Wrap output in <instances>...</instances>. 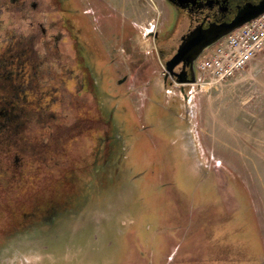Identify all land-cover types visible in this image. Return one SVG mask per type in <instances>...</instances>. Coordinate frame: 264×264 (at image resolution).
<instances>
[{"label":"rangeland","instance_id":"rangeland-1","mask_svg":"<svg viewBox=\"0 0 264 264\" xmlns=\"http://www.w3.org/2000/svg\"><path fill=\"white\" fill-rule=\"evenodd\" d=\"M98 5L112 13L110 30ZM77 6L113 118L115 174L102 170L103 187L77 215L48 227V238L12 241L14 264H264V50L226 82L187 86L185 99L180 85L165 84L164 63L146 39L166 15L161 0ZM68 106V120L87 132L96 118L91 90ZM101 131L103 138L109 128ZM91 181L86 174L75 184Z\"/></svg>","mask_w":264,"mask_h":264},{"label":"flooded vegetation","instance_id":"flooded-vegetation-1","mask_svg":"<svg viewBox=\"0 0 264 264\" xmlns=\"http://www.w3.org/2000/svg\"><path fill=\"white\" fill-rule=\"evenodd\" d=\"M161 1L166 15L146 39L164 65L182 37L196 27H231L264 9V0ZM95 10L110 30L112 13L103 5ZM81 18L77 0H0V264H10V257L12 264L17 262L14 242L22 231L52 224L64 212V220L72 218L90 203L102 187L95 178L100 159L102 167L110 163L113 146L118 145L113 118L99 98L95 47H89L91 36ZM181 71L182 64L174 68L175 73ZM195 77L196 62L194 73L187 70L182 76L188 83L178 89L185 99ZM163 80L170 86L176 77L164 71ZM90 90L96 118L85 132L83 122L75 126L68 120V103L70 96ZM106 127L109 131L101 138ZM86 140L91 143L88 148ZM115 162L121 165L116 158ZM86 174L93 176L94 184L78 187L75 183ZM86 194L90 196L84 202ZM8 242L13 248L6 256L1 251Z\"/></svg>","mask_w":264,"mask_h":264},{"label":"built area","instance_id":"built-area-1","mask_svg":"<svg viewBox=\"0 0 264 264\" xmlns=\"http://www.w3.org/2000/svg\"><path fill=\"white\" fill-rule=\"evenodd\" d=\"M264 50V12L222 37L198 58V84L238 76Z\"/></svg>","mask_w":264,"mask_h":264},{"label":"water","instance_id":"water-1","mask_svg":"<svg viewBox=\"0 0 264 264\" xmlns=\"http://www.w3.org/2000/svg\"><path fill=\"white\" fill-rule=\"evenodd\" d=\"M262 12H264V9L260 10L257 13H254V14L246 17V18L239 20L237 24H235L231 27H227V28L220 27V26H217V27L216 26H210L208 29H203L202 27H196L195 29L190 31L187 35L182 37L181 43H180L176 53L172 56L171 59H169L165 63L164 71L166 72V76L169 74L172 76H175L176 77L175 83L178 85L188 83L187 80L182 78V76H184L187 73V70L194 73L195 62L197 61L199 56L206 49H208L209 47L214 45L222 37L226 36L227 34L232 32L234 29L240 27L242 24H244L245 22L249 21L250 19L258 16ZM180 64H182V71L179 74L175 73L174 68ZM190 82L197 83V77H195ZM106 165H107V167H106ZM106 165H104L103 167L100 168V171H98L97 175H99L102 170H106L108 168V166H110V169H108L109 171L111 170L110 173L115 174V172L112 170V166L110 165V163H108ZM95 178H97V180L99 181L98 176H95ZM89 184H94L93 176H92V181ZM99 184L102 185V187H103V184H101L100 182H99ZM65 214H66L65 212L63 214H58V216H57L58 218L56 219V221L60 220V219H64ZM58 223H61V222H58ZM53 224H54V222L52 224H49V225L41 224V225L35 226L36 227L35 230L22 231L20 238L22 236H27V235L29 236V235H31V233L34 234V236H35L36 233L42 234L43 232L44 233L42 234V237L48 238L49 237L48 227L55 228V226H53ZM37 236H40V235H37Z\"/></svg>","mask_w":264,"mask_h":264}]
</instances>
